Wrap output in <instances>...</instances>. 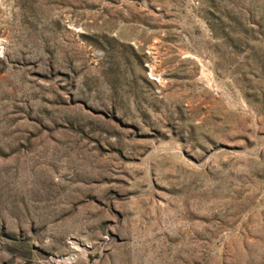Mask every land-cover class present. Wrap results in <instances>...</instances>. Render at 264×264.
I'll return each mask as SVG.
<instances>
[{
    "label": "rangeland",
    "instance_id": "rangeland-1",
    "mask_svg": "<svg viewBox=\"0 0 264 264\" xmlns=\"http://www.w3.org/2000/svg\"><path fill=\"white\" fill-rule=\"evenodd\" d=\"M0 264H264V0H0Z\"/></svg>",
    "mask_w": 264,
    "mask_h": 264
}]
</instances>
